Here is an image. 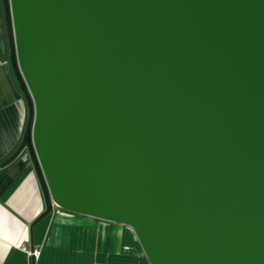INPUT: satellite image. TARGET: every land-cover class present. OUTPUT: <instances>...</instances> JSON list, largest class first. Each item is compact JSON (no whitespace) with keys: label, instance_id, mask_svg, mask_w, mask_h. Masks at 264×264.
<instances>
[{"label":"water","instance_id":"obj_1","mask_svg":"<svg viewBox=\"0 0 264 264\" xmlns=\"http://www.w3.org/2000/svg\"><path fill=\"white\" fill-rule=\"evenodd\" d=\"M45 201L150 264H264V0H1ZM32 224V225H33Z\"/></svg>","mask_w":264,"mask_h":264},{"label":"crops","instance_id":"obj_2","mask_svg":"<svg viewBox=\"0 0 264 264\" xmlns=\"http://www.w3.org/2000/svg\"><path fill=\"white\" fill-rule=\"evenodd\" d=\"M7 57L0 55L1 163L20 144L27 118ZM44 205L26 152L0 168V264H150L130 226L56 207L33 224Z\"/></svg>","mask_w":264,"mask_h":264},{"label":"trees","instance_id":"obj_3","mask_svg":"<svg viewBox=\"0 0 264 264\" xmlns=\"http://www.w3.org/2000/svg\"><path fill=\"white\" fill-rule=\"evenodd\" d=\"M2 9L3 8L0 3V55L6 56L8 54V46L4 19L2 16Z\"/></svg>","mask_w":264,"mask_h":264},{"label":"built area","instance_id":"obj_4","mask_svg":"<svg viewBox=\"0 0 264 264\" xmlns=\"http://www.w3.org/2000/svg\"><path fill=\"white\" fill-rule=\"evenodd\" d=\"M55 208V207H54ZM57 208V207H56ZM23 249L24 252H26L29 256L37 258L39 255V251L38 250H33L30 251L29 249H27L26 247H21Z\"/></svg>","mask_w":264,"mask_h":264},{"label":"rangeland","instance_id":"obj_5","mask_svg":"<svg viewBox=\"0 0 264 264\" xmlns=\"http://www.w3.org/2000/svg\"><path fill=\"white\" fill-rule=\"evenodd\" d=\"M0 3H1V0H0ZM1 6H2V3H1ZM2 16H3V9H2Z\"/></svg>","mask_w":264,"mask_h":264}]
</instances>
